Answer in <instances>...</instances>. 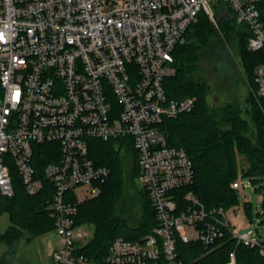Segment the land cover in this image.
<instances>
[{
    "label": "built area",
    "instance_id": "2783aa9c",
    "mask_svg": "<svg viewBox=\"0 0 264 264\" xmlns=\"http://www.w3.org/2000/svg\"><path fill=\"white\" fill-rule=\"evenodd\" d=\"M217 1L0 0V198L15 192L13 168L30 195L50 186L64 243L55 264H95L78 254L92 226L79 221V205L111 174L92 143L112 139L136 152L156 225L141 239L113 240L103 264H183L179 241L211 247L227 236L264 253V224L240 232L226 208H208L191 190L189 153L169 145L163 127L196 104L194 96L169 97L164 83L201 12L218 27L228 8L249 29L248 49L264 52V0H222L215 9ZM254 79L264 96V60ZM41 151L50 159L43 167ZM227 264H237L235 250Z\"/></svg>",
    "mask_w": 264,
    "mask_h": 264
},
{
    "label": "trees",
    "instance_id": "16d2710c",
    "mask_svg": "<svg viewBox=\"0 0 264 264\" xmlns=\"http://www.w3.org/2000/svg\"><path fill=\"white\" fill-rule=\"evenodd\" d=\"M219 16L217 28L201 12L188 28L186 41L174 49L175 72L165 79L166 91L171 98L194 96L196 104L190 112L166 119L163 127L167 143L185 148L193 161L195 181L191 190L208 208L228 209L238 200V192L232 188V183L238 179V155L248 163L242 176L254 182L264 178V96L250 93L246 108L234 100L218 109H210L207 104L210 85L202 77L195 78V74L199 71L203 51L210 49L217 37L235 45L253 83L255 67L264 60V52L248 49L249 29L239 23L228 8L224 7ZM122 143L119 139L92 143V155L111 170L109 178L100 184L99 194L79 205V221L94 225L95 236L78 254L95 264H103L116 238L141 239L156 225L151 200L136 179L140 171L137 154L130 146L123 150ZM44 146L42 148H46ZM42 153L44 151L40 152L41 167L50 160ZM126 153L131 155V165L123 163ZM12 175L13 196L0 198V212L9 213L11 225L0 235L14 241L25 231L35 237L53 230L50 186L46 184L38 194L30 195L15 168ZM232 250L236 252L237 264H264V253L258 248L236 245L230 236L211 247L199 242H178L179 259L183 264H227ZM0 264H5L1 258Z\"/></svg>",
    "mask_w": 264,
    "mask_h": 264
},
{
    "label": "rangeland",
    "instance_id": "374dc122",
    "mask_svg": "<svg viewBox=\"0 0 264 264\" xmlns=\"http://www.w3.org/2000/svg\"><path fill=\"white\" fill-rule=\"evenodd\" d=\"M221 3L222 0H218L217 3H213V7L219 9ZM199 67L195 78L202 77L210 85L207 96L210 109H218L234 100L239 101L243 108H246L250 93L256 95V85L245 70L243 59L238 55L235 45L223 40L222 37L214 39L212 47L203 51V59ZM130 158L131 155L126 153L123 163L130 162L131 165ZM247 165L246 159L238 155L237 173L241 187L237 191V202L227 209L229 219L240 232L260 228L264 224L262 206L264 178L254 182L249 177L242 176L243 169ZM130 181L131 179H128V182ZM245 183L248 184L247 187L243 186ZM132 189L134 191V188ZM10 225L9 213L0 212V233H5ZM89 229L86 243L95 236V226L92 225ZM259 239L264 241V234L260 235ZM63 246V240L55 229L35 237H30L25 231L14 241H9L0 235V258L5 264H55L54 253Z\"/></svg>",
    "mask_w": 264,
    "mask_h": 264
},
{
    "label": "water",
    "instance_id": "95a60500",
    "mask_svg": "<svg viewBox=\"0 0 264 264\" xmlns=\"http://www.w3.org/2000/svg\"><path fill=\"white\" fill-rule=\"evenodd\" d=\"M262 206H264V200H263V204H262Z\"/></svg>",
    "mask_w": 264,
    "mask_h": 264
}]
</instances>
